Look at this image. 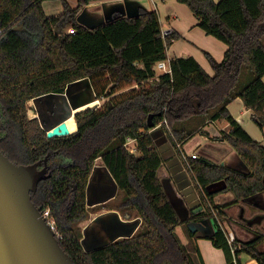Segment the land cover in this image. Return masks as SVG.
<instances>
[{"label": "trees", "instance_id": "16d2710c", "mask_svg": "<svg viewBox=\"0 0 264 264\" xmlns=\"http://www.w3.org/2000/svg\"><path fill=\"white\" fill-rule=\"evenodd\" d=\"M45 1H60L63 13L47 16ZM94 1L103 0H76V6L71 0H0V150L24 166L49 156L51 177L38 184L32 200L42 214L50 211L61 247L75 264H204L199 250L198 263L176 230L210 217L218 231L209 239L223 251L226 264H242V255L264 264V251L257 248L262 237L229 243L213 213L224 220V207L264 193V146L228 108L241 99L264 132V0H177L226 51L220 62L204 52L213 75L194 57H180L170 61L172 74L159 76L157 63L168 60V49L181 36L174 32L164 38L158 13L144 9L135 17L88 27L78 17ZM68 27L74 32L65 33ZM83 79L105 102L76 113V132L48 138L40 120L28 116V103L64 94ZM149 116L180 158L178 144L209 123H226L217 139L233 147L250 173L188 157L184 163L204 210L181 219L162 183L165 159L151 135ZM129 139L135 140L133 153L125 146ZM99 159L118 185L107 207L124 218L140 217L142 224L131 238L86 252L80 224L89 215L87 187ZM221 182L224 188L209 192ZM219 193L232 194L233 202L216 203Z\"/></svg>", "mask_w": 264, "mask_h": 264}, {"label": "crops", "instance_id": "0c3cea01", "mask_svg": "<svg viewBox=\"0 0 264 264\" xmlns=\"http://www.w3.org/2000/svg\"><path fill=\"white\" fill-rule=\"evenodd\" d=\"M220 1V0H216ZM72 3V2H71ZM73 5V4H72ZM77 5V2L74 4V6ZM43 7L45 10V13L49 17H54L61 15L63 13V6L60 1H45L43 3ZM184 7L185 5H182L177 2V0H103V1H94L91 2L89 5L84 6L82 11L80 12V15L78 17L79 22L88 25L89 27H97L103 23L112 21L116 18L120 17H135L139 14L140 9H144L146 11H156L159 15L160 22L162 25L163 29H171L174 32L178 33L181 36V39L178 41H175L172 46L168 49V60L171 61L175 58H180V57H194L200 65L204 68V70L210 74L213 75V70L204 54V52H209L217 61H222L224 58V54L226 51V46L222 42L218 41L217 39L208 36L205 34L203 30H201L197 24H198V19L194 16H191L192 14L188 12ZM120 16V17H119ZM163 22L167 24V27L164 28ZM162 29V30H163ZM74 30L72 27H68L65 30V33L70 34L73 33ZM157 70V69H156ZM158 73V70H157ZM158 74L157 76H159ZM82 84H75L72 83L69 85L66 89V92L61 95L55 94V97H59L62 101H67V99L64 98V96L70 94L72 97L71 100L75 101L77 105L73 104V107H68L64 111L61 112V115L58 117H55L54 119L50 118L49 121L47 122L45 118L47 117L48 113L53 114L54 111L48 107V103H42L41 100L44 99V97L37 98L32 100V103L35 106L36 112H37V118L40 120L42 126L47 130L51 129L54 126L64 122L68 125L70 121H72V125L74 127V130L69 132L74 133L77 131L78 126H77V120L75 119V114L77 113L78 110H85L88 108L89 105H95V107L99 106L101 103V100H98L95 97V93L93 92V89L90 85V82L88 79H83L81 80ZM80 82V83H81ZM71 91V92H70ZM87 93V94H86ZM91 94V96H90ZM47 95V96H52ZM86 95V96H85ZM46 96V97H47ZM89 100L95 101L91 103ZM47 106L45 108V106ZM229 111L234 117V119L239 122L245 130L249 133V130L247 129V122L246 119H252V112L248 110L245 105L243 104L241 99H236L229 105ZM49 109V110H48ZM71 112L70 113H68ZM47 112V114H46ZM45 120V121H44ZM221 122H213L209 123L204 126L203 131L199 133L201 135V138L204 140L205 143H212L215 145L216 149L217 146L222 147V149H227L229 151V148H227V144L231 146L229 143L226 141H223L221 139H217V136L221 131L226 129L228 125L224 123L223 125L220 124ZM161 129V128H158ZM157 130V129H156ZM155 131V130H153ZM152 131V132H153ZM263 132V131H262ZM165 134V132H164ZM250 134V133H249ZM197 135V134H196ZM251 135V134H250ZM166 136V135H165ZM252 136V135H251ZM167 138V136H166ZM253 139L256 141L260 142L264 146V132L259 134H256L252 136ZM189 141V140H188ZM187 141V142H188ZM167 142L170 144L171 149L174 152V157L178 158L179 160V165L182 168V172H185L187 174V178L190 180L191 184L190 186L196 187L195 183L193 181V178L191 174L189 173L187 166L185 165L182 157L178 155V152L172 147L170 141L167 138ZM186 143L180 146L181 151L186 154L188 157H191L193 154H196L199 158H205L211 162H213L207 155V156H200V154L194 150L190 149L187 151L186 149ZM232 147V146H231ZM233 148V147H232ZM237 153V152H236ZM238 154V153H237ZM240 157V156H239ZM172 160V158L165 160V167L163 168L162 171V183L164 185V188L169 196L170 201L173 203L176 211L178 212L179 216L181 219H189L193 216L192 211L197 214L202 210L196 209V210H191L190 209V204L186 200V196L183 194L182 190L179 189L178 187V182L175 181L174 179V174L172 173V168L175 166H169L168 163ZM227 157H220L219 161L213 162L215 164H222V166H226L230 169H233L235 171L244 173V174H249L250 169L247 166V164L239 158H235L233 156V161H227ZM101 161V159L97 160ZM103 163V162H102ZM233 166H238L239 168H242L240 170L235 169ZM103 167V168H102ZM105 165H95L94 172L92 174V179H90V183L88 185V190H87V198H91L92 196V202H89L90 205L88 206L89 208V215L91 212H98V209L101 210V213L94 215L93 216V221L102 217L103 215H119L120 218L124 222L127 223H133L136 220H138L140 217L136 218H124L122 214L117 211V210H108L107 209V204L108 202L112 201L114 199L113 195L116 193V182L112 176H110L108 170L105 168ZM97 169H105L108 173V176L106 174H99L96 172ZM242 170V171H241ZM102 173V171H101ZM161 173V172H160ZM113 180V184L111 182L108 183V186L111 188L112 192L108 196H106L103 199H99L97 195L94 193L96 190L103 189L104 192L106 191V188L108 186H103L106 178L108 180V177ZM96 181V182H95ZM166 183V187H165ZM220 183L211 185L208 187L209 192L217 193L219 192L222 188H224L225 184L223 187H219ZM114 186V187H113ZM171 192V196L175 199V202L171 199V196L169 195L167 189ZM216 188V189H214ZM185 190V189H184ZM197 191L196 188L194 189V192ZM118 192V191H117ZM117 194V193H116ZM196 194V192H195ZM198 200L199 196L197 195ZM108 200V201H107ZM103 201H107L106 206L104 207L100 203ZM215 201L218 204H222L227 206L231 202H233V196L230 193L224 194V193H219L215 197ZM177 204L179 205L177 209ZM203 207V206H202ZM224 214L227 215V218L223 220V223L220 222V225L222 226L223 229L227 232V234L232 233L235 236V239L240 240L241 242H253L257 240L258 238L262 237V239L258 242L257 248L259 249L261 245L264 246V193H261L248 201L245 202H240L238 204H231L228 207H224L223 209ZM232 211V213H231ZM234 211H236V214H234ZM112 212V213H111ZM231 213V214H229ZM212 219L210 217H206L204 219H200L199 221L192 222L190 223L187 227L189 229L190 235H191V243L194 242L195 246L193 249L194 253L192 255L197 254V249L199 250V253L201 254V257L203 259L204 264H226V258L225 255L222 251L219 252V250L212 248L210 245V241L204 240V238L195 240L196 234H198L199 231H202L203 234H208V232L211 230L212 234L216 231L215 227L212 223ZM132 220V221H131ZM135 220V221H134ZM254 220H257L254 222ZM207 222V223H205ZM250 222H254L253 224H250ZM93 223V222H92ZM239 227L242 229L241 237L236 235V233L231 229V227ZM90 225L87 227L89 228ZM85 230V229H84ZM88 229L85 231L87 232ZM85 232L83 231V237L85 236ZM88 233V232H87ZM104 234V235H103ZM96 233V238H89L86 236V239L88 238V245L91 247H94V244H96L95 241H100L101 238H99L101 235L107 237V234L105 233ZM99 236V237H98ZM209 236L205 235V237ZM248 236V239H244ZM91 237V236H90ZM208 238V237H207ZM191 243H189V247H191ZM260 250V249H259ZM264 251V250H260ZM191 252V251H190ZM241 262L242 264H258L256 260L251 259L247 255H242L241 256Z\"/></svg>", "mask_w": 264, "mask_h": 264}, {"label": "water", "instance_id": "95a60500", "mask_svg": "<svg viewBox=\"0 0 264 264\" xmlns=\"http://www.w3.org/2000/svg\"><path fill=\"white\" fill-rule=\"evenodd\" d=\"M61 32V30H56L57 34ZM152 119L153 116H149V128L151 129L155 128ZM47 133L48 138L70 134L64 122ZM151 135L163 158L165 160L172 158L168 165L172 167L176 165L172 168V173L175 175L174 179L178 182L179 189L186 196L190 209L202 210V204L193 187L190 186L191 182L187 174L182 172L178 158L174 157L164 131L157 129L151 132ZM48 157L31 166H24L12 162L0 150V264H75L73 258L61 247L52 225L32 200V194L37 191L38 184L51 177V173H48ZM109 174L112 176L110 172ZM117 191L118 185L116 184V193ZM107 201L100 204L105 207ZM87 205L89 206L90 203L87 202ZM113 217L105 232L111 241L98 247H95V244L91 247L87 241L82 239L81 244L86 252L101 249L120 239L131 238L142 224L141 218L133 223H127L118 214H113ZM98 221L99 218L96 219V222ZM212 223L217 232L218 227L214 219ZM253 223L250 222V224ZM86 236H88L87 232H85Z\"/></svg>", "mask_w": 264, "mask_h": 264}, {"label": "rangeland", "instance_id": "374dc122", "mask_svg": "<svg viewBox=\"0 0 264 264\" xmlns=\"http://www.w3.org/2000/svg\"><path fill=\"white\" fill-rule=\"evenodd\" d=\"M71 4H73V6H74V4L76 3V0H71ZM188 12H190L191 14H192V12L189 10V8L188 7H184ZM191 16H193L194 17V15L192 14ZM163 25H164V28H166L167 27V24H165V22H163ZM158 74H162L161 73V71H158ZM81 81H77V82H74L75 84H82V82L80 83ZM71 85V84H70ZM71 92V91H70ZM87 94V93H86ZM86 96V95H85ZM90 96H91V94H90ZM64 98L65 99H67V101H62L59 97H55V94L54 95H52V96H45L44 97V99H42L41 100V102L43 103H48V107L50 108V109H52V111H54L53 112V114H51V113H48L47 114V112H46V114H47V117L48 118H45L46 119V121L48 122L49 121V119L50 118H52V119H54L55 117H58V116H60L61 115V112L62 111H64L65 109H67L68 107H73V104L74 105H77L76 104V102L75 101H73V100H71L72 99V97L70 96V94H68V95H66V96H64ZM105 100L106 99H102L101 100V103H103V102H105ZM92 102H95V101H92V100H89V102H87V103H91L92 104ZM45 106V105H44ZM96 106V104L95 105H89L88 106V108H94ZM47 106H45V108H46ZM84 109V108H83ZM83 109H81V110H78L77 111V113L78 112H80V111H82ZM49 110V109H48ZM68 113H70L71 114V112H69L68 111ZM76 115V114H75ZM28 116L30 117V118H33V117H36L37 116V112H36V109H35V106H34V104L32 103V101H30L29 103H28ZM45 121V120H44ZM246 122H247V129L249 130V133L252 135V136H254V135H256V134H259V136H260V133H261V135H262V131H261V129L255 124V122L252 120V119H246ZM63 123V122H62ZM61 124V123H60ZM60 124H58V125H56V126H54L53 128H51V129H47V131H53L56 127H58ZM66 124V123H65ZM221 125H223L224 124V122H221L220 123ZM66 126H67V128H68V130H69V132H71V131H73L74 130V127H73V125H72V121H70L69 123H68V125L66 124ZM221 136V134L219 133L218 134V136L217 137H220ZM128 142V141H127ZM187 146H186V149H187V151L188 150H190V149H194V150H196L199 154H200V156H207V155H209L208 157L213 161V162H215L216 163V161H219V159H220V157H227V161H233V156L235 157V158H239V160H240V157H239V155L236 153V151L231 147V146H229L228 144L226 145L227 146V148H229V151H227V149L225 150V149H222V147H219V146H217V148H220V149H216L215 147V145H213L212 143H210V142H208V143H205L204 142V140L201 138V135L200 134H197V135H194V136H192L190 139H189V141L187 142V144H186ZM127 148L128 149H134V143H130L128 146H127ZM96 164H98V165H102L103 163L101 162V161H96V163H95V165ZM219 164V163H218ZM217 164V165H218ZM220 165H222V164H220ZM233 167H235V169H237V170H240V169H242V168H239L238 166H233ZM94 169H96L95 167H94ZM94 169H93V171H92V173H91V176H90V178L92 179V174H93V172H94ZM101 171H102V173H101ZM242 171V170H241ZM96 172H98L99 174H106L107 176H108V173H107V171L104 169H97L96 170ZM105 179V181L106 182H104V185L103 186H108V183L109 182H111V184H113L112 182H113V180L110 178V176L108 177V180L106 179V178H104ZM96 182V181H95ZM219 185V187H223L224 186V183L223 182H221L220 184H218ZM114 187V186H113ZM165 187H166V183H165ZM103 189H105V188H103ZM101 190V189H99V190H96V192H94L96 195H97V197H99V199H103V198H105L106 196H108L109 194H111V192H112V190H111V188L108 186L107 188H106V191L104 192V190ZM167 189V188H166ZM194 189H195V187H194ZM214 189H216V188H214ZM167 191H168V193H169V195L171 196V192L167 189ZM196 192V194L199 196V201H200V203L203 205V203H202V201H201V198H200V194H199V192L198 191H195ZM171 199L175 202V199L171 196ZM92 202V196H91V198L89 199V198H87V202ZM110 205H111V203H110ZM108 206V205H107ZM178 207H179V205L177 204V209H178ZM100 209V208H99ZM98 209V212H91L90 213V215H88V218H87V220L85 221V222H83L82 224H80V227L82 228V233H83V231L85 232L87 229H88V234H89V238L91 239V238H96V233H101V234H103V233H105L106 232V230H107V226H108V224H110L111 222H110V220L112 219L113 220V215H109V214H107V215H103L102 217H100L101 219L99 220L100 222H103V223H98V222H96V220L95 221H93V216L94 215H97V214H99V213H101V210H99ZM107 209L109 210V207H107ZM214 213V217L215 218H217V221H218V223L220 224V222H222L223 223V220L220 218V216L218 215V212L216 211H214L213 212ZM231 213H232V211H231ZM231 213H229V214H231ZM234 214H236V211H234ZM181 216V215H180ZM132 218H136L135 216H133ZM104 220H106V221H104ZM93 222V223H92ZM205 223H207V222H205ZM90 225V227L89 228H87L88 226ZM111 226V225H110ZM85 229V230H84ZM109 229V228H108ZM231 229H233V231L236 233V235L237 236H239L240 238H242L241 237V233L242 232H244V231H242V229L241 228H239V227H234L233 226V228L231 227ZM176 233H177V235H178V237H179V239L181 240V242H182V244L183 245H185V246H187L188 247V249L191 251V253H194V250H191V249H193L194 248V246H195V244H194V242H190L191 241V235H190V232H189V229H188V227L187 226H185V225H183V226H180V227H178L177 228V230H176ZM209 234V236H207V237H205V235H208ZM208 234H203V232L202 231H199L198 232V234H196V236H195V240H199V239H202V238H204V240H206V241H210L209 243H210V245H211V247L212 248H215V249H217V250H219V252H221L222 253V250L221 249H218V248H216L214 245H213V243L211 242V240L209 239V237H211L213 234H212V231L210 230L209 232H208ZM104 235V234H103ZM103 235H101L99 238H101L100 239V241H95L96 242V244H95V247H98V246H101V245H104V244H106V243H108V242H110L111 241V239H108L107 237H105V236H103ZM91 236V237H90ZM248 236H246V238H244L245 240L246 239H248L247 238ZM83 240H85V241H87L88 240V238L86 239V237L84 236V238H83ZM89 241V240H88ZM87 241V242H88ZM189 243H191V247H189ZM260 250H264V246L263 245H261V247L259 248ZM197 252V251H196ZM194 255V254H193ZM194 257H195V259H196V261L199 263V257H198V252H197V254L196 255H194Z\"/></svg>", "mask_w": 264, "mask_h": 264}, {"label": "built area", "instance_id": "2783aa9c", "mask_svg": "<svg viewBox=\"0 0 264 264\" xmlns=\"http://www.w3.org/2000/svg\"><path fill=\"white\" fill-rule=\"evenodd\" d=\"M173 33H174V31L171 30V29H163L162 30V34H163V37L164 38L167 37V36H170ZM1 34H2V31L0 29V35ZM156 69L158 71H161L162 74H172V70H171V66H170V61L169 60L161 61V62L157 63ZM164 122L166 123V121H164ZM160 126L161 125H158L155 128L151 129V132L153 130H156V129L160 128ZM134 142H135V140L129 139L125 146L127 147L130 143H134ZM178 147L180 148V144H178ZM129 150L132 153L135 152V149H133V148L132 149H129ZM180 153H181V156H182L183 161L188 164V162H187L188 156L186 154H184L181 151V149H180ZM191 157L192 158H197L198 156L196 154H193ZM43 216L49 221V223L52 225V228L55 230V223L51 219L50 211L49 210L45 211V213L43 214ZM228 241H229V243H233L235 241V236L232 233H229L228 234ZM236 249H237V247H234L233 248V250H232L233 253H234V251ZM234 262H235V264H237L236 261H234Z\"/></svg>", "mask_w": 264, "mask_h": 264}, {"label": "bare ground", "instance_id": "6f19581e", "mask_svg": "<svg viewBox=\"0 0 264 264\" xmlns=\"http://www.w3.org/2000/svg\"><path fill=\"white\" fill-rule=\"evenodd\" d=\"M103 168V167H102ZM104 170V169H103ZM112 213V212H111ZM132 221V220H131ZM135 221V220H134Z\"/></svg>", "mask_w": 264, "mask_h": 264}, {"label": "flooded vegetation", "instance_id": "af4514ba", "mask_svg": "<svg viewBox=\"0 0 264 264\" xmlns=\"http://www.w3.org/2000/svg\"><path fill=\"white\" fill-rule=\"evenodd\" d=\"M41 169V168H40ZM109 203V202H108Z\"/></svg>", "mask_w": 264, "mask_h": 264}]
</instances>
